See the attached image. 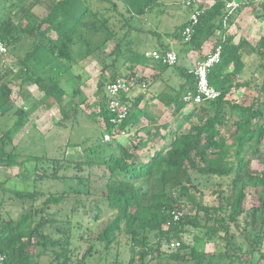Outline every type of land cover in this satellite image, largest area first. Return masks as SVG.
I'll return each mask as SVG.
<instances>
[{
  "label": "trees",
  "instance_id": "trees-1",
  "mask_svg": "<svg viewBox=\"0 0 264 264\" xmlns=\"http://www.w3.org/2000/svg\"><path fill=\"white\" fill-rule=\"evenodd\" d=\"M228 1L231 0H213L211 5L201 7L205 12L193 28L189 45L199 51L212 40L214 45L221 47V60L209 74L211 87L220 91L221 96L192 106L183 113L184 122L189 124L187 131L181 133L182 126L172 131L165 137V141L169 138L167 143L152 149V156L142 160V141L137 135L104 142V133L113 130L105 103L108 86L119 78L130 80L138 77L133 69L125 73L116 69L118 57L112 64H105L97 90L98 96H101L100 108L93 116L96 119L99 117L98 121H94L102 123L104 128L103 138L100 137L97 142L101 140L108 146L103 147V143L94 146L90 141L80 145L68 144L66 148L81 149L83 158L79 161H70L67 151L61 157H28V161L35 166L36 182L46 185L51 180L58 181L60 185L76 182L83 189L12 191L21 204L28 207L17 221L9 219L0 225V249L5 256L0 264H40L34 261L35 257L44 256L50 248L54 260L49 264L63 258V264H70L68 251H62L63 245L50 239L47 230H80L86 220L99 222L107 212L113 218L97 235L98 240L106 250H110L121 235L126 236L131 253L128 264H264V237L255 241L246 228L244 236L249 244L247 247L239 244L236 248L232 232V227L241 231V220L247 219L248 211L244 206L246 189L264 190V169L255 172L251 168L253 160L264 162V97L262 102L256 101L249 106L229 98L233 89L247 86L241 80L246 69L244 54H258L264 58V36L252 45L245 38L235 43V36L228 34L237 14L245 9L254 12L259 8L264 14V2L247 0L225 25ZM1 2L0 9L4 13H0V44L4 45L7 53L14 55L26 48L24 55L18 57L19 67L16 70L5 65L3 56L6 54L0 55V118L11 111L16 118L11 128L0 132V167L13 168L23 164L19 162L20 153H16L13 143L15 136L29 122L27 103L32 102L33 107L41 103L45 110L57 105L62 115L58 125L63 126L72 119L76 122L86 103L81 81L79 77L74 78L71 93L61 84L76 64V49H86L85 58L104 56L101 58L104 62L103 49L114 43L124 31L110 54L118 56L122 47L128 46L125 42L134 30L132 22L146 16L158 0ZM37 10L42 14H38ZM190 25L188 21L173 33L155 35L161 40L173 37L183 43V33ZM165 49L168 50V47ZM135 58L141 60L138 55L132 56L131 60ZM159 65L164 71L170 68ZM180 72L186 81L194 79V74H189L188 70L181 69ZM138 79L143 81L140 77ZM13 86L18 87L25 106L13 105ZM33 87L40 91L41 99L34 98L30 92ZM186 91L185 83L170 99L176 114L183 111L180 100ZM262 92L264 96V83ZM141 99L142 96L130 103L129 98H123L130 106V114L119 131L131 128L142 116L139 109ZM195 117H200L202 121L192 123ZM193 174L220 181L211 193L216 204L204 202L205 191L195 183ZM96 177L99 181H95ZM100 182L103 191L98 194L96 186ZM71 198L74 203L67 210L65 206ZM41 200V209H37L36 205ZM259 202L251 215V226L255 227L259 218L264 221V195H259ZM188 205L191 207L189 214L184 211ZM63 212L66 219H60ZM174 213L182 214L179 220H175ZM191 228L205 230L206 239L208 235L214 237L224 233L226 250L206 253L186 243L184 234ZM241 232L243 234V230ZM157 238L160 242L154 248L151 241ZM164 242L168 245L180 243V247L176 253L167 255L162 251ZM69 243L67 239L64 245ZM33 248L37 251L42 249V253H32ZM232 251L234 255H231Z\"/></svg>",
  "mask_w": 264,
  "mask_h": 264
},
{
  "label": "rangeland",
  "instance_id": "rangeland-1",
  "mask_svg": "<svg viewBox=\"0 0 264 264\" xmlns=\"http://www.w3.org/2000/svg\"><path fill=\"white\" fill-rule=\"evenodd\" d=\"M187 1L188 0H158V4L150 10L146 17L135 19V21L132 22V26L147 31L142 34H133L134 39L137 40L136 45L138 46V49H135V52L144 54L146 50H150L151 52L155 48H159V45L162 47V44L166 40H164L165 38L163 40L158 39L157 37L159 36H156L155 33H160L162 35L166 33H173L177 27L191 20L193 13L197 9L213 3V0H198V2L189 8L186 5ZM260 2H264V0H260ZM1 4L2 2L0 5ZM37 12L38 14H42L41 11L37 10ZM0 13L3 14L4 11L0 9ZM263 15V11L260 8L254 12L251 11V9L243 10V12L241 14H237L235 18V26L233 25L234 28L232 33H236L238 31V35H243L247 38L248 42L256 44L257 41L264 36ZM123 32H120L119 38L116 39V41H120V38L123 37ZM168 39L173 40V37ZM115 42L110 46L105 47L101 53L102 55H105V63L101 61V58L104 56L93 55L90 58H85L84 55L86 49L83 47L76 49V64L72 71L66 75L61 82L63 88L68 93H71L74 88H72L74 78L79 77V80L81 81L82 95L84 96L86 103L82 106V112H80L77 116L76 122L72 119L66 121L63 126H57V123L62 120V115L57 105L50 110H45L41 103H39L37 107H33L32 102L27 103L28 115H30L32 119L34 118L37 120L35 123H37L36 125H38L39 128L28 125L26 128L28 130L24 129L14 138L13 145L17 148L16 153H20L19 162L23 163L22 166H16L13 168L0 167V225L3 224L4 221L7 222L9 219L17 221V219L28 207V205L24 207L21 204L22 202L17 198V196H14L12 191L44 189V191L47 192H54L61 191L65 188H76L77 190L83 189L82 187H78L76 182H67L65 185H60L58 181L54 180H51L48 185H46L47 183L41 184L40 182H36V180H34L36 179V176L33 169L35 166L33 163L28 161V157H61L64 155L63 153L67 151V158L69 155L70 157L68 159L70 161H79L83 158L81 149L76 147L66 148L68 144L80 145L85 141H90V144L95 146L103 143H101V140L97 142L100 137L101 139L103 138V125L102 123L95 122L93 116L100 108L99 100L101 96H98L97 90L98 83L101 80L102 69L105 64H111L117 57L118 67L130 58V55L125 52V47L127 46L122 47L123 49H121V53L118 56H110L113 51L112 48L115 46ZM25 50L26 48H23L16 55L9 52L6 53L5 56L2 55L5 60V65L16 70L19 67L18 57H22ZM143 60L145 62L152 61L150 59ZM243 60L246 63V69L241 77V80L245 81L247 86L233 89L229 98L239 104L249 106L253 102L263 101L264 96L262 87L264 83V58H261L258 54L245 53ZM183 64V60L179 61V66ZM176 70L177 68L175 66L170 67L165 72V78L157 84H153L151 92L156 93L162 85L176 87L180 82L174 78ZM13 91L14 95L12 103L15 107H18L23 104V98L20 96L17 86H13ZM30 92L34 95L35 99H41L42 95L35 87L31 88ZM105 92L107 95L106 90ZM167 112L168 115H165L164 113L157 115V127H159L160 134H162V130L164 128L166 129V133H171L172 131H175L179 125V120L173 119V116L175 115L172 110H167ZM156 113L158 114V112ZM15 121L16 118L12 111L5 117L0 118V132H6L13 126ZM201 121L202 119L200 117H195L192 120V123L199 124ZM188 127L189 124H183L181 133L187 131ZM37 129H39V131ZM140 131L141 134H139L138 138L142 141L141 149L143 151V155L140 156V159L144 160L147 157L146 155L149 151L148 149L157 148L162 142L160 141L157 143L156 136L152 133L148 134L145 130L142 131V128ZM150 134H152V137L149 136ZM168 139L169 138H167L166 142L169 141ZM102 146L106 148L108 145L103 143ZM108 150L109 149H107V151ZM251 168L255 172H261L264 169V162L261 160H253ZM96 179L97 180L95 181H99L97 177ZM193 179L195 180V183L201 186V188L205 191L204 202L216 204L214 203L215 197L211 193L216 189L220 181L216 178L201 177L197 174H193ZM96 189L98 194L103 191L102 182L96 186ZM260 194L264 195V190L261 191L253 187L246 189V200L244 206L248 212L247 219H245V221L244 219L241 220V231L243 230V234H241L242 232L240 230H236L232 227V232L235 235L233 244L236 248L239 244H243L246 247L247 244H249L248 241H245L244 236V229L246 228L248 229L247 231L251 233V236L255 241H260L264 237V221L261 222V218H259L256 223L258 225L257 227L251 226L252 210L254 207H258L260 205ZM42 202L43 200L36 205L37 209H41ZM73 203L74 202L71 198L65 206V209L69 210ZM184 211L187 214L191 213L190 205L186 206ZM60 217H62L60 219H66V214L63 212L60 214ZM112 218L113 215H111L110 212H107L103 220L99 222H89V220H86L80 230L76 229L71 231L70 229H64L63 232H61V230L55 231L53 229H48L47 232L50 239L63 245L62 251H68L70 264H128L131 253L129 240L126 236L121 235L118 243L110 250H106L102 242L98 240L97 235L105 229ZM76 221L77 220L74 219V223H76ZM76 225L78 226L79 224L76 223ZM205 233V230L197 231L191 228L184 234V240L186 243L194 245L198 250L206 253H218L226 250L227 241L224 240V233L214 237L208 235V239L204 236ZM258 236L259 238H257ZM67 239H69L70 243L69 245H64ZM159 242L158 238L156 240L153 239L151 241V246L155 248ZM262 248H264V243ZM31 250L32 253L35 254L42 253V249L37 251L33 248ZM58 250L60 249L58 248ZM162 251L167 255H171L176 253L175 251H177V249H171L169 245L164 242L162 244ZM231 255H234V251H232ZM53 260L54 255L51 252V248L44 256L40 258L35 257L34 259L35 262L40 264H49ZM63 263L64 258L61 261L53 262V264ZM137 264H139V262ZM152 264L157 263L154 262Z\"/></svg>",
  "mask_w": 264,
  "mask_h": 264
},
{
  "label": "built area",
  "instance_id": "built-area-1",
  "mask_svg": "<svg viewBox=\"0 0 264 264\" xmlns=\"http://www.w3.org/2000/svg\"><path fill=\"white\" fill-rule=\"evenodd\" d=\"M247 0H231L226 3V18L224 24L226 25L229 18L233 17L239 8L246 3ZM198 0H188L186 2L187 7H192ZM205 9H197L189 20L191 25L187 27L183 33V43L190 45L192 41L193 28L199 22V17L204 14ZM7 53V49L4 45L0 44V55ZM145 58L154 61L157 64H161L168 67H174L178 64L177 53L170 50H154L145 53ZM221 60V47L213 45L210 53L200 62H198L194 68V79L191 80L187 86V91L180 100V107L184 109L200 105L205 101L216 100L221 96V92L211 87L209 82V74L211 70L219 64ZM139 86L143 90L147 89L148 83L146 81H140L137 78L126 79L119 78L115 82L111 83L108 88V95L105 100L107 110L110 113V124L113 126L111 133H104V142L110 143L115 140L125 139L131 135H136L138 128L136 123L131 125V128L119 131L121 124L127 120L130 114V106L126 104L123 98L130 94L135 87ZM175 111V106L171 109ZM182 214L174 213L175 220H179ZM171 249H178L180 243H172L169 245ZM5 260V256L0 249V263Z\"/></svg>",
  "mask_w": 264,
  "mask_h": 264
},
{
  "label": "crops",
  "instance_id": "crops-1",
  "mask_svg": "<svg viewBox=\"0 0 264 264\" xmlns=\"http://www.w3.org/2000/svg\"><path fill=\"white\" fill-rule=\"evenodd\" d=\"M146 16H144V17H146ZM234 26L231 27V29L228 33L230 35L235 36L234 42L238 43L240 38H245L247 40V38L244 37L243 35H238V31L236 33H232ZM133 28H134V30L129 34V36L127 38L128 40H126V42H125V44H128V46H127L128 49H125V52L130 55V58L127 59L126 61H124L123 64L120 65V67H118V59L115 58L114 60L117 59L116 69L123 71V73L127 72L129 69H133L134 73H136V76L142 78L143 81H146L148 83L146 90H143L142 88L137 86L133 89V91L130 94L125 96L126 98H129L130 103L136 102L137 98L142 96V99L139 103V109L141 111L142 116L139 117L136 121V125L138 128L136 135L139 136V134H141L140 130L142 128V131L145 130L148 134L152 133L153 135H155L157 143L160 141L162 143H167L165 141V137L167 135H170L171 133H166L165 128L162 130L163 131L162 134L159 133V127H157V125H158L157 124V122H158L157 115H160V113H164L165 115H168L167 110H171L172 106L174 105V104H170V99L178 94V91H179L180 86L182 84L186 83L188 86L190 81H186L183 78V76H181L182 74H181L180 70L186 69L189 71V74H192L196 64L198 62L202 61L210 53L211 50H209V49H212V45L214 42L212 40L206 42L204 44V46L202 47V49L198 51V50H194V48H192L189 45H184L182 42H180L179 40H177L175 38H173V40H170L168 38H165V39L163 38L164 40H166L162 44L163 49H162L161 45H159V48H155L154 50H167L165 48L168 47V50L177 53L179 60H178V64L176 65L177 70L174 74V78H175V80H179L180 82L176 87L169 86V85H166V86L162 85L157 90L156 93H153V92H151L153 84H157L163 78H165V72L166 71L162 70V66L155 63L154 61L145 62L143 60V59H147V58H145V53L150 52V50H146V52L144 54H142V53L139 54V53L135 52V49H138V46L136 45L137 40L134 39L133 34H142V33H146L147 31H145L144 29L138 28V27H133ZM137 30H141L142 32H138ZM132 37H133V39H132ZM210 45H211V47H210ZM252 45H255V44H252ZM134 55L140 56L141 60L138 61L136 58L134 60H131L132 56H134ZM181 60H183L184 64L179 66V61H181ZM136 63H139V64H136ZM106 65H110V64H106ZM22 103L23 104L19 105V106L23 107L24 101H22ZM190 108L191 107L184 109L179 114H176L172 111L173 114L175 115V116H173V119L179 120V122H178L179 125H178L177 129H179L180 126L185 124V122L183 120V113L188 112V109H190ZM156 112H158V114ZM28 119H29V122L23 128V130L24 129L28 130V129H26L28 125H31V127L34 126L36 128H39L38 125H36L37 123H35V121H37V120H35L34 118L32 119L30 117V115H29ZM94 119H96V118L94 117ZM98 119H99V117H97L96 120L98 121ZM100 121H101V119H100ZM57 126H58V123H57ZM177 129L175 131H177ZM37 130L39 131V129H37ZM152 134H150L149 136L152 137ZM152 149L153 148L148 149L149 151L147 152L146 159H148L152 156ZM74 154H75V152H74ZM73 156H75V155H73ZM69 157L70 156L68 155V158Z\"/></svg>",
  "mask_w": 264,
  "mask_h": 264
}]
</instances>
